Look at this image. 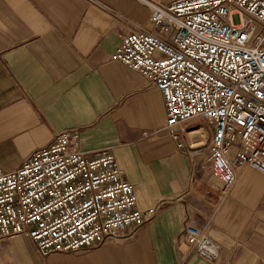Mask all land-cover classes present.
I'll return each mask as SVG.
<instances>
[{"label":"crops","instance_id":"1","mask_svg":"<svg viewBox=\"0 0 264 264\" xmlns=\"http://www.w3.org/2000/svg\"><path fill=\"white\" fill-rule=\"evenodd\" d=\"M150 16L140 0H0V166L14 170L59 132L78 129L81 150L114 153L138 208H156L151 220L79 251L44 257L25 235L1 239L0 264H264V175L251 167L211 227L232 244L212 248V258L180 251L188 208L197 226L211 215L206 153L196 177L188 149L163 129L159 90L112 59L127 32L154 31ZM179 131L189 144L211 132L196 121Z\"/></svg>","mask_w":264,"mask_h":264},{"label":"built area","instance_id":"2","mask_svg":"<svg viewBox=\"0 0 264 264\" xmlns=\"http://www.w3.org/2000/svg\"><path fill=\"white\" fill-rule=\"evenodd\" d=\"M140 1L154 31L127 32L112 59L159 90L163 129L188 149L196 177L205 151V172L217 180L203 203L211 215L197 226L188 208L178 245L212 258V248L232 244L211 231L217 210L245 168L264 175V0ZM192 120L211 130L206 142L184 140L179 127ZM155 214L138 208L111 150H81L78 129L59 132L14 170L0 166V240L25 235L44 257L103 244Z\"/></svg>","mask_w":264,"mask_h":264},{"label":"rangeland","instance_id":"3","mask_svg":"<svg viewBox=\"0 0 264 264\" xmlns=\"http://www.w3.org/2000/svg\"><path fill=\"white\" fill-rule=\"evenodd\" d=\"M193 121V120H192ZM214 181H216L217 182V180L216 179H213V178H211V180H210V183L211 182H214Z\"/></svg>","mask_w":264,"mask_h":264},{"label":"bare ground","instance_id":"4","mask_svg":"<svg viewBox=\"0 0 264 264\" xmlns=\"http://www.w3.org/2000/svg\"><path fill=\"white\" fill-rule=\"evenodd\" d=\"M197 131V130H196ZM202 131V130H201ZM203 134V133H202ZM204 142V141H203Z\"/></svg>","mask_w":264,"mask_h":264}]
</instances>
